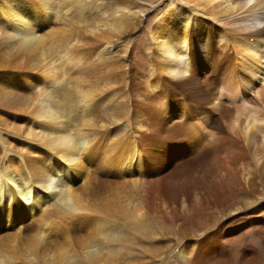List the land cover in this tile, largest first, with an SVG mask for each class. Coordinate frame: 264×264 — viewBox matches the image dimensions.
Listing matches in <instances>:
<instances>
[{"label": "bare ground", "instance_id": "6f19581e", "mask_svg": "<svg viewBox=\"0 0 264 264\" xmlns=\"http://www.w3.org/2000/svg\"><path fill=\"white\" fill-rule=\"evenodd\" d=\"M167 1L0 0V264H123L117 214L191 264H230L251 224L241 261L264 254V0Z\"/></svg>", "mask_w": 264, "mask_h": 264}, {"label": "rangeland", "instance_id": "374dc122", "mask_svg": "<svg viewBox=\"0 0 264 264\" xmlns=\"http://www.w3.org/2000/svg\"><path fill=\"white\" fill-rule=\"evenodd\" d=\"M139 1L144 6V9L147 8L146 6H150L151 5L148 2V0H139ZM151 6L156 11H157V9L158 10L163 9L162 12H165V11L171 9V5L168 4V1L167 0L164 1L162 4H159V1H157V3L155 5H151ZM158 13L159 12H156V14L153 16L152 21L156 18V15H158ZM144 31H145V25L143 24V25H141L140 32H144ZM0 42H1V40H0ZM134 51H135L134 52V55L135 56H138L137 55V53H138L137 50L135 49ZM104 69H106V68L103 67V68L100 69L99 67H97L96 70H95V72L92 75H97L95 73H98V76L99 77H100V75L103 76V74H104V76L107 74L106 76L114 77L113 76L114 75L113 74L114 72H112V73L109 72V71H112V69L107 68L105 71H104ZM110 74H113V75H110ZM79 75H80V77H79ZM67 76L68 77L65 80L66 81L65 82V87L68 86V88L66 87L65 93L62 95V99H60V100H62L61 102H64V106H65L64 109L71 110L70 107L73 106V104L75 105V107H76V105H78V103H77V101L79 100L78 99L79 98V93H77L78 92L77 88H78V85H79V84H77V83H79L78 80L80 78L82 79L83 77H84L83 78L84 80L85 79H91V78L88 77V75L87 76L86 75H83V77H82V74L81 73H78V72H75V71H72ZM70 77H72V78H70ZM73 77H74V79H73ZM68 83L70 85H67ZM71 84H72V86H71ZM32 92H27L26 94L29 97L30 96L32 97L33 95L36 94L37 89H34V91H32ZM66 105H69V107L66 106ZM17 112L20 113V114L23 113V111H17ZM9 119L7 120L8 122L14 121L12 118H9ZM16 123H18V122H15V126H16L17 129L16 128H11V130H14L15 129L14 130L15 132H19L18 128L20 127V124H16ZM47 214L45 213L46 216L45 215H42V216L40 215L43 218V220H42V218L40 216L39 217H35V220L32 221L34 223H32V225H31L32 228L29 231V234H32V233L35 234L37 228H44L45 229L46 228V226H45L46 224H47V226H50L51 227V226H53L54 222L59 223V221H61V218L60 217H58V219H57V216L56 215H51V214H48L47 215ZM112 217H111L112 218V223L114 225H116L123 233H125L127 235V242H126L127 245L124 246V249H123L124 252H123V254H120L121 262L123 264H191L192 263V260H194V258L196 257V254H186L187 255V258L185 259V256H184L185 254H180V253H178L176 251H174L172 254H169L170 252H169L168 249L166 250V245L164 243L167 244L168 242H170L171 241V237H169V236H163L162 238H156V239L149 238L147 235H145L143 233V231H142V234H140L141 232L134 231L131 222L128 221L127 218H125L124 216L122 217L121 214H119V215L117 214V216H112ZM64 223H65V221H64ZM67 223H68V221H66V225H67L66 227L67 228L69 227L68 231H69V233H71L70 234V240H72V243L75 244L74 246H77L76 241L79 240V239H81L80 238L81 237L80 235H85V237H86L87 234H88V232H90V231L88 230V228L86 229V228H83V227H79V225L78 224L76 225V223H74L75 225L72 224V223H71V225H68ZM72 225H73V227H72ZM59 226L60 227H58L56 229L55 228L54 229L52 228V230H56V232L55 231L52 232V236H50L51 237L50 241H52V243H50V244L48 243L46 245V249H48L46 252L53 251L52 245L54 243H61V242L64 243L65 242V238H64L65 237L64 236L65 231H64L63 228H66V227H65L64 224L63 225L59 224ZM75 227H76V229H75ZM73 228L75 229V231H74ZM243 232H245V234L243 235L244 240L247 239L246 241H248L249 243H251V245H253V246L262 247V242L259 239L258 234L254 232V226L252 224L249 225V226H247L242 231V233ZM191 238L192 237L190 235H187L185 239H187L189 241V239H191ZM56 240H57V242H56ZM244 240L241 241L240 243H234L233 244V251H234L235 254H231V257L232 258L230 259V264L231 263L232 264H246V263L247 264H264V254H259L260 259H258L256 261H253L251 263L250 262L244 263V262L241 261L242 260V258H241L242 254H239V252H240L239 250L242 249V246L244 244L243 243ZM24 243H25L24 245H27L28 244V242H26V241ZM22 247H24V246H22ZM22 247H20L19 252H20V254L21 253L22 254H25L26 253V251H24L25 247L23 249H22ZM41 253L42 254H45V252H43L41 248H38V251H36V252H32V254H38V256L40 258H42L41 259L42 263H40V264H43L44 260H43V255ZM73 254H75V253H73ZM47 255L50 256V255H53V254H46V256ZM46 256H45V258H46ZM78 257H74V259H76V258L77 259H80V258L83 257V255H82V257L81 256H78Z\"/></svg>", "mask_w": 264, "mask_h": 264}]
</instances>
